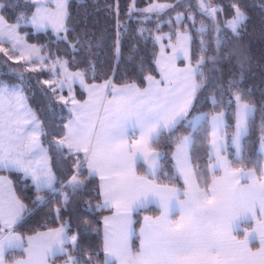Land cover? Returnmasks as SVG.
<instances>
[{"label": "snow or ice", "instance_id": "6c2138e0", "mask_svg": "<svg viewBox=\"0 0 264 264\" xmlns=\"http://www.w3.org/2000/svg\"><path fill=\"white\" fill-rule=\"evenodd\" d=\"M30 3L35 7L30 19L24 12L16 18L15 23L9 24L0 16V44L9 41L15 49L22 39L17 34L22 23L30 22L37 29L52 25L57 32L70 31L64 24L67 17L66 0H55L54 12L45 8L42 0H30ZM165 7L170 6L154 3L139 11L157 12ZM200 7L211 15L217 11L216 8H209L204 0H200ZM233 7L235 14L231 20L225 22V27L239 35L238 30L243 26L246 15L236 5ZM134 10L135 0L129 14ZM179 19L180 14L177 15V20ZM201 31L204 29L201 28ZM219 32L220 29L217 28L216 47L212 55L204 54L207 48L205 42L201 41V55L195 67L192 66L191 58L183 45L189 37L178 34V39L182 42L180 50L185 51V58L189 60L186 67L175 66V55L163 62L158 59L156 63L161 78L156 80L152 76L146 77L148 87L143 90L135 84L117 88L107 82L99 88H110L111 100H106L103 94L97 95L99 89L96 85L88 89L89 100L84 104H79L73 98V107L69 109L72 118L64 125L65 134L59 140L49 142V148L54 149L59 158L64 157L65 149L68 157L76 156L74 171L66 180H58L52 170L49 148H45L41 142V136H46L47 132L36 114L28 107L22 84L9 86L0 82V169H14L25 177H31L37 193L47 190L53 196L61 195L63 207L69 201V193L62 191L63 189H70L71 194L75 195L84 187L80 176L86 163L88 177L99 176L100 179L99 195L103 197V202L96 206L97 209H114L111 216L103 218L102 264H264V169L258 178L255 171L233 169L231 161L222 155L227 151L228 143L220 133L224 132L226 135L227 128L231 127L225 124L224 111L211 115L209 160L213 161L214 158V162L208 165L210 171H222L223 176H213L211 184L201 177L204 183V187H201L198 183L200 173L194 169L189 156L193 132L199 131L200 122L207 120L210 115H190L196 93L209 79L204 67L211 63L213 67L208 71L209 74H214L218 71L216 65L221 59L227 61L236 56L242 79L248 59L239 50L225 53L222 57L224 41ZM60 39L67 41L68 37L65 35ZM156 39L159 40L160 37ZM77 43H80L79 38L76 43H70L73 50H76ZM176 51L174 48V54ZM0 52L8 55L3 48H0ZM161 56L163 57V52ZM55 64H59L65 72L64 79L57 85L61 91L65 86L70 90L71 84L66 85V82L76 78L83 85V72L67 73V61L61 62L59 58ZM23 79L21 75L22 82ZM238 84V80L230 78L227 87L232 93V99L228 100L227 105L230 106L233 99L236 104L232 114L235 132L230 139L237 155L241 151V138L248 131L256 111L255 105L244 99V91L236 87ZM217 87L223 89V85L218 84ZM51 90L55 93L57 87H52ZM60 99L64 100V97ZM212 103L214 107L217 106L215 96L212 97ZM101 109L103 116H100ZM182 121H186L193 130L178 138L176 151L173 153L177 174L184 181L183 191L155 182L154 178L162 167V153L153 148V144L164 132H172ZM261 127L264 143V121ZM80 153H83V160L79 158ZM138 160L147 164L146 176L136 174L135 165ZM241 180L250 183L242 185ZM4 183L10 182L0 177V190ZM57 183L60 184L59 188L55 186ZM181 195L183 200H180ZM46 203L48 201L42 195H36L33 200L35 206ZM149 203H155L161 214L155 218L145 216L139 233H136L133 214ZM30 211L15 196H12L7 208L0 198V264H5L8 250L17 248L23 249L28 259L15 261V264H49V260H54L58 255L67 257L65 264H81L79 258L72 255L79 251L80 233L70 235L67 221L56 229L37 232L27 237L28 247L23 248V239L11 229ZM56 211L59 218V208ZM177 212L179 219L173 220L171 217ZM254 219L257 227L251 232L245 230L243 240L237 239L234 234L242 230L244 223ZM89 225L88 220L83 222L85 230ZM137 238L139 247L134 251L132 243ZM257 238L261 247L259 252L253 253L249 242ZM99 256L100 250L89 254L87 264H92L94 258L96 264H101Z\"/></svg>", "mask_w": 264, "mask_h": 264}, {"label": "trees", "instance_id": "16d2710c", "mask_svg": "<svg viewBox=\"0 0 264 264\" xmlns=\"http://www.w3.org/2000/svg\"><path fill=\"white\" fill-rule=\"evenodd\" d=\"M159 2L170 7L162 11L142 12L148 6ZM209 8H216L214 15L208 14L200 7V0H135V10L129 14L133 0H69V15L67 19L68 40L57 38L48 30L36 32L31 25L22 23L18 28L25 40L36 45L42 54V62L16 58L18 53L11 48L9 42L0 44V48L6 49L8 55L0 52V82L11 85L22 84L23 91L31 107L36 111L41 124L47 132L43 141L47 148L49 142L59 140L66 132L64 127L71 119L70 104L67 98V90L61 91L54 80V72L50 63L54 60L67 61L66 69L71 72H83L87 83L110 82L111 85L136 84L141 88L147 85L146 77L159 76L156 58L159 47L154 39V33L172 32L175 37L177 28L190 35L189 56L191 63L201 55V41L205 42L207 55H212L216 47L215 39L217 28L223 39L221 56L225 53L239 50L247 61L241 79V69L236 56L229 60L221 59L216 68L217 72L209 74L213 67L211 63L206 64L204 71L209 79L205 81L193 100L191 114L209 113V118L201 121L199 131L193 132V143L190 147L191 163L194 169L200 173L198 181L201 187L204 183L201 179L211 184L212 177L217 176L220 171L212 172L208 169L211 125L210 116L220 111H225L228 131L227 155L232 163L233 169H252L261 175L263 169V154L261 152L262 121H264V0H204ZM233 5L239 7L246 15L243 26L235 35L231 29L225 27V22L235 14ZM35 7L30 0H0V13L9 24L16 22V18L26 12L30 18ZM183 12L185 17L180 24L175 22V15ZM192 16V17H190ZM193 18V19H191ZM119 22V26H118ZM201 28L204 31H201ZM119 33V38H118ZM76 44V50L70 43ZM119 39V43L117 41ZM90 45V47H89ZM117 47L119 55L117 56ZM13 51L14 56L12 55ZM9 57H12L9 59ZM184 63V60H180ZM34 65L33 67H31ZM23 76V82L21 81ZM239 81V89L244 91V99L255 105L256 111L250 121L248 131L242 139V150L239 156L231 144V136L235 129L233 112L235 111V100L230 106L227 105L232 99V93L227 90L229 79ZM199 81V77L197 78ZM48 83H45V82ZM223 85V89L217 85ZM52 87H57L55 93ZM75 93L79 99L84 97V91L75 87ZM215 96L217 106H213L212 97ZM64 97L67 101L61 100ZM193 130L186 121L176 125L172 132H164L159 140L153 144L156 151L162 153L160 160L161 169L158 171L155 181L177 186L184 190L183 179L177 174L173 153L176 150L178 138L186 136ZM51 164L58 180H66L74 171L76 156L68 157L67 150L63 158H59L54 149L49 148ZM83 160V156L79 155ZM198 166V168H197ZM138 172L147 175L144 163L138 165ZM10 177L14 191L31 211L17 223L13 230L27 238L37 232L60 227L67 221L70 225L69 234L79 232V251L73 252L81 264H87L88 256L100 250L99 261H103V218L111 212V209H97L102 203L100 192V181L97 176L88 177L86 163L80 179L84 181V187L75 195L70 189L62 191L69 193V201L66 206H61L63 197L59 194L51 195L47 190L40 194L46 198L48 203L35 206L33 200L39 193L36 192L29 177L14 170H0ZM166 174V175H165ZM85 177H88L85 179ZM153 179V177H151ZM57 188L60 184L55 185ZM90 206V208H89ZM59 208V218L57 209ZM160 209L151 207L136 213L135 231L139 233L141 220L144 214L157 215ZM90 222L87 230L83 228V222ZM252 223L244 225L238 235H243L245 229L250 228ZM135 250L139 247V239H134ZM24 256L23 250H11L7 253L6 260L12 262ZM66 256L59 255L53 262H63ZM92 264H96L95 258Z\"/></svg>", "mask_w": 264, "mask_h": 264}, {"label": "rangeland", "instance_id": "374dc122", "mask_svg": "<svg viewBox=\"0 0 264 264\" xmlns=\"http://www.w3.org/2000/svg\"><path fill=\"white\" fill-rule=\"evenodd\" d=\"M42 3L44 4V7L47 8L49 11H55L56 10V3H55V0H42ZM161 5V4H160ZM149 7V6H148ZM147 7V8H148ZM146 8V9H147ZM66 12H67V17L66 19L64 20V24L65 26L67 27V19H68V15H69V0H66V8H65ZM35 11V9H34ZM33 11V12H34ZM180 14V19L177 20V15ZM31 17V16H30ZM185 17V14L183 12H178L176 15H175V22L177 24H180L183 19ZM192 17V16H190ZM233 18V17H232ZM231 18V19H232ZM30 19V18H29ZM193 19V18H191ZM230 19V20H231ZM28 25H31L33 27V30L36 31V32H46L48 30L52 31L57 38H60V37H63L65 35H67V33L63 32V31H60V32H57L54 30L53 26L52 25H49L48 27L46 28H42V29H37L35 26H33L30 22L29 23H26ZM177 32L175 33L176 36L174 37L172 35V32H160V31H156L154 33V39H155V42L157 43L158 47H159V51H158V55H157V58H156V61L158 59L162 60H166L168 57H172L173 55L176 56L175 60H174V64L175 66L178 65L179 61L180 60H187L185 58V51L187 52V55L189 56V40H190V35L187 33V32H184L183 30H181L180 28H177ZM178 34H185L189 37V39L185 42H183V45H184V49L185 51H181V47H182V42L180 39H178ZM19 37H21L22 39L20 40L19 43L16 44V48L13 49V44L11 45V48L13 50H15L18 55L16 56V58H21V56H23V58L21 59H27V60H37V61H40L42 62L41 58L42 57V54L40 53V51H33V49H38V47L36 45H33V44H30L28 43L25 39H24V36L20 33ZM156 37H160L159 40L156 39ZM176 48L177 51L176 53L174 54L173 52V49ZM6 50V49H5ZM39 50V49H38ZM9 52H12V55L14 56L15 53H13V51H9ZM163 52V57L161 56V53ZM55 61L54 60L53 62L50 63V68L52 69V71L54 72V80L57 85L59 83V81L63 80L64 79V75H63V68L59 65V64H55ZM157 65V63H156ZM34 65H32L31 67H33ZM193 67H195V65L192 64ZM157 68L159 70V66L157 65ZM14 84H19V83H14ZM14 84H11V85H14ZM9 85V86H11ZM64 88H67V86H65ZM23 94L24 96L26 97L24 91H23ZM68 100L70 99L71 101V94L70 92L68 93V96H67ZM111 98H112V95H111ZM64 101H66V99L64 98ZM26 102H27V105L28 107L36 114L37 116V113L36 111L33 109V107H31V105L29 104L28 100H27V97H26ZM72 108V107H71ZM221 112V111H220ZM225 112V111H224ZM219 113V112H217ZM216 114V113H215ZM213 115V114H212ZM38 117V116H37ZM39 119V117H38ZM40 120V119H39ZM225 124H227V121H226V115H225ZM210 125H211V134H212V123H211V116H210ZM235 132V129L233 131V133ZM232 133V134H233ZM221 136H224L226 142L228 143V131H227V134L225 135L224 132H221L220 133ZM212 138V135L210 136V140ZM242 139L243 137L241 138V143H242ZM41 142L43 144V146L45 148L46 145L43 141V136H41ZM211 147V145H210ZM233 148L235 149V153H237L236 151V148L233 146ZM228 149V148H227ZM79 155H82L83 156V153H80ZM222 155L226 156V158L228 159V155H227V152H223ZM50 156V155H49ZM214 162V158H213V161ZM0 170H9V169H0ZM14 170V169H13ZM53 170V168H52ZM16 171V170H14ZM18 172V171H17ZM54 172V171H53ZM21 173V172H20ZM23 174V173H22ZM0 177L4 178L5 181L7 182H10V183H4L3 186H2V190H0V198L3 199L4 201V205L5 207L7 208L9 202L11 201V198L12 196H15L17 199H19L22 203L23 201L17 196V194L15 193L14 191V187H13V184H12V181L10 179V177L7 175V173H0ZM31 179V177H30ZM32 182V180H31ZM38 195H41L40 193ZM17 224H15L12 229L16 226ZM11 229V230H12ZM16 234V233H15ZM260 243H254L253 240L249 242V248L250 250L253 252V253H257L259 252L260 250Z\"/></svg>", "mask_w": 264, "mask_h": 264}, {"label": "crops", "instance_id": "0c3cea01", "mask_svg": "<svg viewBox=\"0 0 264 264\" xmlns=\"http://www.w3.org/2000/svg\"><path fill=\"white\" fill-rule=\"evenodd\" d=\"M155 4H161V5H167V4H165V3H159V2H156ZM0 16H1V13H0ZM8 23V22H7ZM17 34H18V36L20 35V33H19V30L17 29ZM25 39V38H24ZM5 42H9V41H5ZM4 42V43H5ZM11 45H12V42H9ZM189 44H190V40H189ZM188 63H189V60L187 59V60H184V63H180V61H179V63H178V65L176 66L177 68H184V67H186L187 65H188ZM63 72H64V68H63ZM67 73H76V72H71V71H69V70H67ZM63 75L65 76V72L63 73ZM63 76V77H64ZM156 80H160V72H159V76H157V77H154ZM83 80H84V83H83V85L81 84V82H80V79L79 78H76V79H74V80H72V81H68V82H66V85H67V83H70L71 84V89L69 90V87L67 86V88H64L63 90H67V92L69 93L70 92V94H71V100L74 98L77 102H79V104H84V102L85 101H88L89 100V88L92 86V85H96L97 87H98V89H99V91L97 92V95H100V94H103L105 97H106V100H111L112 98H111V91H110V88H103V89H100L99 88V86H102V85H105L107 82H102V83H87L86 81H85V79H84V77H83ZM111 84V83H110ZM127 85H130V84H127ZM136 85V84H135ZM76 86H79L83 91H84V97L82 98V99H79L78 97H77V95H76V93H75V87ZM113 86H115V85H113ZM124 86H126V85H121V86H115V87H117V88H121V87H124ZM138 88H140L141 90H143L144 88H146V87H148V82H147V85L144 87V88H141V87H139L138 85H136ZM69 104H70V108L71 107H73V105H72V103H71V101H70V99H69ZM100 116H103V110L101 109V111H100ZM72 118V117H71ZM139 137V133L137 132L136 133V138H138ZM260 148H261V152H262V154H263V158H264V143H262L261 142V145H260ZM241 150H242V143H241ZM176 151V150H175ZM240 153H241V151H240ZM240 153H239V155H240ZM236 155H237V153H236ZM239 155H237V156H239ZM189 156L191 157V153H190V149H189ZM229 160V159H228ZM174 161H175V165H176V160L174 159ZM140 163H144L145 164V166H146V170H147V164L143 161V160H138L137 162H136V165H135V171H136V174L138 175V176H146V175H142V174H139V172H138V165L140 164ZM263 169H264V159H263ZM159 171V170H158ZM244 171L245 172H248V171H255V170H252V169H249V170H247V169H244ZM158 173V172H157ZM255 173H256V176L259 178L260 177V175L255 171ZM157 175V174H156ZM221 176H223V172L222 171H220V173L216 176L217 178H219V177H221ZM98 178H99V176H97ZM30 178V177H29ZM182 178V177H181ZM149 179H152L151 177H149ZM183 179V178H182ZM99 181H100V179H99ZM156 183H158V184H161V185H168V184H162V183H159V182H157V181H155ZM198 183H199V181H198ZM248 183H250L249 181H245V180H241V184L242 185H247ZM169 187H175V188H178L177 186H172V185H168ZM201 186V185H200ZM178 189H180V188H178ZM181 190V189H180ZM181 191H183V190H181ZM184 199V197L181 195L180 196V200H183ZM102 202H103V197H102ZM151 207H157V208H159L155 203H149L145 208H143V209H140L139 211H142V210H145V209H148V208H151ZM110 209V208H109ZM160 209V208H159ZM113 211H114V209H111V212L110 213H108L106 216H111L112 214H113ZM138 211V212H139ZM137 213V212H136ZM136 213H134L133 214V219H134V221H135V219H136ZM161 214V210H160V212L157 214V215H151V214H144V216L142 217V220H141V225H140V228L142 227V225H143V218L145 217V216H150V217H152V218H155V217H157V216H159ZM173 220H178L179 219V213L177 212L175 215H173L172 217H171ZM260 217H259V214L257 215V219H259ZM247 223H252L251 224V226H250V228H248V229H245L246 231H248V232H251L252 231V229H254V228H256L257 227V222H256V220L254 219V220H251V221H249V222H246V223H244L243 225H242V229L243 228H245L244 227V225L245 224H247ZM134 228H135V223H134ZM140 228H139V231H140ZM54 229H56V228H54ZM49 230V229H48ZM48 230H44V231H41V232H47ZM12 231L14 232V233H16L13 229H12ZM103 233H104V223H103ZM16 235H19L22 239H23V241H24V245H23V248L24 249H26L27 247H28V244H27V238H24L23 236H21L20 234H18V233H16ZM35 235V234H34ZM71 235V234H70ZM235 236H236V238L237 239H239V240H243L244 239V236H245V233L243 234V235H238V233H235L234 234ZM31 236H33V235H31ZM29 237V236H28ZM253 242L254 243H259V239L257 238L256 240H253ZM132 247H133V250L135 251V248H134V245H133V243H132ZM11 250H23V249H21V248H17V249H11ZM11 250H8L7 252H6V254H5V264H15V261H18V260H27L28 259V255H27V253L24 251V256L23 257H21V258H19V259H17V260H14V261H12V262H8L7 260H6V256H7V253L9 252V251H11ZM137 250V249H136ZM59 256V255H58ZM49 264H65V261H63V262H53V260H49Z\"/></svg>", "mask_w": 264, "mask_h": 264}]
</instances>
